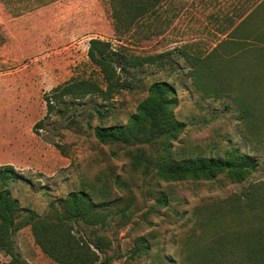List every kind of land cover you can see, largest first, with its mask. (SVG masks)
I'll list each match as a JSON object with an SVG mask.
<instances>
[{"label": "rangeland", "instance_id": "1", "mask_svg": "<svg viewBox=\"0 0 264 264\" xmlns=\"http://www.w3.org/2000/svg\"><path fill=\"white\" fill-rule=\"evenodd\" d=\"M115 6L123 10L118 21ZM142 8L147 12L135 17ZM91 38L129 54L173 49L171 62L130 68L121 79L133 88L107 101L66 96L46 115V96L56 85L100 78L87 56ZM156 80L173 86V112L185 122L172 142L177 156L224 157L237 149L256 160V169L241 182L225 174L165 181L135 159L141 151L155 156L157 143L98 142L93 127L125 123ZM42 118L36 134L33 125ZM5 163L26 178L8 186L22 215L29 209L44 215L50 201L58 206L56 200L71 190L110 200L104 223H72L77 235L107 242L100 258L108 264H213V238L227 231L249 235L264 225V206L245 205L250 190L264 197V0H0V164ZM140 237L148 249L135 253ZM12 239L26 264H58L36 244L30 225ZM9 259L0 250V264Z\"/></svg>", "mask_w": 264, "mask_h": 264}, {"label": "trees", "instance_id": "2", "mask_svg": "<svg viewBox=\"0 0 264 264\" xmlns=\"http://www.w3.org/2000/svg\"><path fill=\"white\" fill-rule=\"evenodd\" d=\"M114 1L118 4L119 0ZM122 11L115 6L113 13L117 21L123 17ZM146 12L147 8H142L135 17ZM176 49L181 57L190 61L192 67L195 66V61L184 49ZM172 52L173 49L154 54H129L121 47H114L108 40L91 38L87 56L98 67L100 78H74L56 85L51 94L46 96V115L66 96L81 99L96 95L107 101L115 92L133 88L132 82L121 79V75L130 73V68L139 69L159 63L160 60L171 62ZM175 104L173 86L167 80L153 81L147 87L146 97L137 104L125 123L96 125L93 127V134L103 144L157 143L158 151L155 156L148 157L141 151L135 159L138 165L144 161L146 169L151 167L158 179L165 181L211 180L225 174L233 181L241 182L256 169V160L237 149L228 150L224 157L177 156L172 150V142L184 130L185 122L175 117ZM98 112L102 113L101 110ZM43 126L44 118L35 122L33 131L38 134ZM19 179L26 178L12 164H0V250L10 256L5 264H26L14 248L12 239L13 233L26 225H30L36 244L58 264H95L98 261L108 264L107 258H100L107 242L100 236L91 239L77 235L72 223H104L107 217L104 209L110 204V200L96 201L87 190H71L63 198L56 200L58 206L55 201H50V209L44 215L31 209L22 215L19 213V201L11 195L8 187L10 182ZM246 195L245 205L250 209L264 206V197H253V190ZM159 201L165 204L166 198L161 196ZM236 202L241 204L238 200ZM100 207L103 209H99ZM246 235L247 231H227L213 238V264H264V225ZM137 241L140 244L134 248L135 253L148 249L144 238L140 237Z\"/></svg>", "mask_w": 264, "mask_h": 264}]
</instances>
